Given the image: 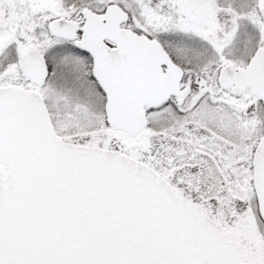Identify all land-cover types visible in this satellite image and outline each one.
Masks as SVG:
<instances>
[{
	"label": "snow or ice",
	"instance_id": "6c2138e0",
	"mask_svg": "<svg viewBox=\"0 0 264 264\" xmlns=\"http://www.w3.org/2000/svg\"><path fill=\"white\" fill-rule=\"evenodd\" d=\"M0 264H264V0H0Z\"/></svg>",
	"mask_w": 264,
	"mask_h": 264
}]
</instances>
